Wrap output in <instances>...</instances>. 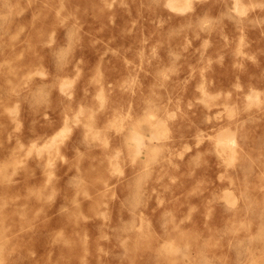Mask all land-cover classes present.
I'll return each instance as SVG.
<instances>
[{
	"label": "rangeland",
	"instance_id": "374dc122",
	"mask_svg": "<svg viewBox=\"0 0 264 264\" xmlns=\"http://www.w3.org/2000/svg\"><path fill=\"white\" fill-rule=\"evenodd\" d=\"M0 264H264V0H0Z\"/></svg>",
	"mask_w": 264,
	"mask_h": 264
},
{
	"label": "bare ground",
	"instance_id": "6f19581e",
	"mask_svg": "<svg viewBox=\"0 0 264 264\" xmlns=\"http://www.w3.org/2000/svg\"><path fill=\"white\" fill-rule=\"evenodd\" d=\"M247 8V7H246ZM249 97V96H248ZM221 141V140H220ZM223 142L224 143H226V144H228L230 147L229 148H232V150L235 152V148H236V146H238L239 145V139H238V135H237V133L236 132H229V134H228V138H227V140L225 141V140H223ZM228 148V147H227ZM229 192V191H228ZM232 194H233V192H232ZM231 196V195H230ZM227 200H229V199H227ZM235 203H236V201H235ZM234 203V204H235Z\"/></svg>",
	"mask_w": 264,
	"mask_h": 264
}]
</instances>
